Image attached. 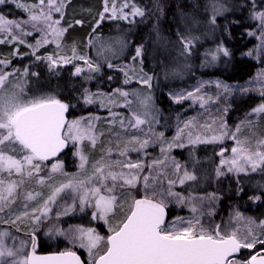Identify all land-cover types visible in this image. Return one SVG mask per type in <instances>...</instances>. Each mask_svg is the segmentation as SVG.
<instances>
[{"label":"snow or ice","instance_id":"obj_1","mask_svg":"<svg viewBox=\"0 0 264 264\" xmlns=\"http://www.w3.org/2000/svg\"><path fill=\"white\" fill-rule=\"evenodd\" d=\"M3 2L4 0H0V3ZM104 4V11L100 14L101 19L109 11H111V18H115L119 12L121 19H127V14L123 12V9L128 7L127 3L117 8L113 0L111 9L108 7V0H104ZM17 7L28 13V19L10 20L0 15V35L4 37L0 39V43L15 41L23 44L24 40L21 37L31 35L25 30L24 25H31L34 31L42 33L41 39L36 41L35 46L29 45L34 50L49 42V34L59 41L66 31L60 27L65 0H37L34 4L20 3L17 0ZM54 13H58L60 19H54ZM131 14L143 16L144 12L133 5ZM259 16L264 19V13H260ZM97 23L99 24V21ZM118 43L123 45L122 41ZM190 44V40L186 41L185 47L187 48ZM224 51L227 55V51ZM140 54L141 48H137L136 55ZM37 59L41 57L37 56ZM44 59L50 62V68L54 67L58 60L71 63L72 59H79L85 62L89 70L99 71V66H94L84 56L77 57L75 49L70 58L47 56ZM9 64H11L10 60L0 59V213H3L5 209L11 212L18 200V191L26 183L32 182L44 186L48 189V194L45 198L44 194L38 191L23 192L24 210L19 215H15L14 219L0 218V224L16 226L18 221L27 220L34 227H38L49 218L52 211L51 206L57 204L61 194L66 190H71L77 194L73 197V204L65 207L63 212H58L57 217L73 211L78 198L80 210L83 211L85 205L94 207L93 219L98 218L108 223L110 234L105 237L98 234L94 228L70 226L68 229H61L55 225L49 228L48 234L63 236L71 245L86 249L92 258L91 264H264V220L257 223L255 219L245 218L242 213L235 211L227 222L205 221L203 219L205 215L211 217L214 213L211 210L204 213L200 207L204 206L205 200L211 203L215 199L212 194L200 198V207L191 203L192 198H188L191 203V212L196 215L189 219L177 217L169 222L166 219L169 198H175L179 203L185 202L184 197L172 191V186L176 181L168 180L167 189L162 187L163 181L157 180L156 177H152L150 184L149 176H140L144 168L142 161L110 160L111 149L91 164V175L84 174L89 164V157L78 150L76 154L79 155V167L84 170L82 173L84 178L80 179L78 175H73L67 183L58 185L50 183L49 181L53 180V174L58 172L63 174V165L60 162L53 163L48 176L45 177L40 175L42 163L56 157L69 142L87 141L94 147L99 137L103 135V133L96 132L94 123L100 117L90 115L68 120L66 113L70 107L69 104L50 94L29 97L25 91V82L17 76L20 70H4ZM109 67L112 65L110 64ZM83 71L81 67L75 69L76 74ZM23 75H28L27 68L23 70ZM151 79V77H141V83L151 87ZM129 82L128 79L125 80L126 84ZM217 86H222L225 91L229 90L228 85L218 84ZM201 87L203 85L186 94L178 93L174 99L177 103L192 99L194 102L199 101L203 106L210 97L200 95ZM115 92L125 98L126 104L131 105V101L127 100L130 95L128 92L121 89H116ZM132 95L137 96L141 106L145 108L148 106L150 97L141 99L135 92ZM261 95L264 96V91ZM94 97L100 99L101 107H108L109 104L115 103L111 94L90 93L85 89L83 99L86 104L95 103ZM252 111L257 114L264 113V104ZM112 115L115 117L114 113ZM132 119L129 120L132 128H138L146 123L136 113H133ZM120 124L123 127L124 121L121 120ZM198 127L215 131L211 125L200 126L195 123V118H190L184 122L183 127H178L174 140L179 141L185 134V130H188L187 137L190 144L215 142L228 135L227 131L222 130L219 135H213L206 140H202L200 134H196L193 138V129ZM225 128L226 125L221 124V129ZM240 131L241 126L238 125L235 132L231 133V139L235 140L236 146L231 149V159L221 160V165L227 164V170L236 173L247 172L249 169L256 171L257 168L264 167V151L260 150L264 148V140H257L253 146L249 137L238 138L237 134ZM162 138L163 133H160L157 139ZM149 142L148 139L141 141L138 137L132 136L125 143L124 148L119 151V156L127 157L130 151L139 152L146 149ZM130 145L136 146L130 147ZM175 146L183 147L184 145L176 144ZM171 147L173 144L168 143L167 148ZM166 151L167 149L161 148L162 153ZM172 164L176 172H179L181 165L175 160H172ZM158 166H166L165 160H153L148 165L149 169ZM115 168L121 170L115 171L113 170ZM217 171L218 175L223 174L219 169ZM14 176L18 179H12ZM141 179L144 188V195L141 198L137 199L126 193V188H135ZM195 179L194 175L185 170L183 176L179 178V183L183 184L186 180ZM255 199L258 200L260 197H255ZM30 201L37 202L38 206L32 207L29 211L28 202ZM125 205H127L126 210ZM117 215H122L123 219L113 226L109 218H115ZM241 220H244L245 224L243 231L233 226V221L239 224ZM8 239L15 240V237L7 229L0 230V264H9V261L11 264H84L71 248L48 255H37L35 231L30 240L31 252L27 255H22L25 247L24 241L20 242L19 247H9ZM242 249L255 251L247 259H238V254Z\"/></svg>","mask_w":264,"mask_h":264},{"label":"rangeland","instance_id":"obj_2","mask_svg":"<svg viewBox=\"0 0 264 264\" xmlns=\"http://www.w3.org/2000/svg\"><path fill=\"white\" fill-rule=\"evenodd\" d=\"M17 5V0H10ZM20 3L25 4H34L37 3V0H18ZM113 0H108V7L111 9ZM115 3L117 8L120 5L116 0ZM104 0H101L99 4H96L95 0H65V7L63 9V19H61L60 27L66 29L63 36L59 41L55 40L50 34L48 36L49 42L42 44L38 48L29 47V45L35 46L36 41L41 39L42 33L39 31H34L31 25H24V28L27 32H30L31 35L22 36L24 43L19 42L12 43H0L1 46L5 45L10 49L0 52V59L3 60H12L16 58L21 60L24 58V65L19 68L16 64H9L5 71H11L12 69H19L20 72L17 76L25 82V91L29 97L31 96H40V95H53L52 92H46L41 89L40 84L42 83L41 78L39 77L38 72H35L36 69H31L28 72L27 76L23 75V70L28 67L35 68L39 63H46V68L50 75L53 78L57 75L62 78L69 76L71 80L74 78L78 79L80 86L75 92L74 101L71 103V108L75 110L73 116L69 117L68 120L78 119L80 117H88L90 115L100 117L99 120H96V132L103 133L99 137L97 144L93 147L91 143L84 141L82 143L69 142L68 151L61 158H55L51 161L42 163V171L40 175L47 177L49 170L53 163L60 162L63 165L62 173L60 172L53 174V180L49 181L50 183L60 184L67 183L68 179L72 178L73 175H78L80 179L84 178V174L91 175L92 168L91 164L99 160L102 155H104L108 149H111L110 160L117 159H131L133 162L142 161L144 164L143 171L140 173V176H149V183H152V177H156L157 180L163 181L168 177H172L176 183L172 186V191L177 192L174 186L180 185L179 178L183 176L185 170L190 174L194 175L192 170L184 169L181 167L179 172H176L172 160L178 163V161L173 158L172 151L175 148H186L194 149L197 144H212L213 145V154L217 158L214 165V171L218 172H229L228 165H221V160L231 159L232 152L231 149L236 146L235 140L231 139V133L235 132L238 125L241 126V131L238 133V138L243 139L244 137H249L252 141L253 146H255L257 140H264V113H253L249 112L244 118L237 121L232 127L226 124L224 120V111L229 105V101L232 99L234 94L239 95H248V94H257L261 96V92L264 91V65H261L257 68L255 73L245 79L242 82H233L226 81L216 76L199 78L196 81L180 85L177 87H169L166 89L167 97L173 101L176 94L178 93H187L194 91L195 88L201 87L200 95L205 96L210 99L206 104L201 106L199 101H193L192 99H186L179 103H184L189 109L186 113H181L179 119L172 126V128L165 134V130L160 128L158 123L157 109L155 105L154 94L151 91V87L146 84L141 83V77H151V74L142 70L139 62V57L137 55L130 56L128 59H124L126 45L121 34H106L100 35L95 34L87 36L84 39V42H75L74 40L68 39V34H71V28L77 26L80 23L77 21H82L83 19H88L87 21L93 22L96 24L101 19V13L104 11ZM22 9V8H21ZM25 13L24 18L18 20L28 19V13L22 9ZM264 13V9L256 12L254 14V26L249 30V34L254 38L255 43L253 46L247 48L241 52V55L258 60L262 50H264V19H262L259 14ZM111 16V11L104 14V17ZM54 19H60L58 13H54ZM12 20V19H10ZM19 34V33H17ZM4 37L0 35V39ZM10 39V38H9ZM122 41L123 45L118 43ZM59 44V47H58ZM73 49L76 51V56H84L87 60L91 61L92 64L99 66V71H91L88 69L87 65L83 60L72 59L71 63H64L62 61L57 62L54 67H49V61L44 59L47 56H52L53 58L58 57H72ZM37 56L41 59H37ZM33 57V58H31ZM28 58V60H27ZM135 58V59H134ZM112 67H109V65ZM76 67H81L84 69L83 72L76 74ZM102 67H107L108 69L117 70L120 72L121 76V85L120 87H114L111 90L101 88L95 85V77L99 75ZM62 71L60 74L59 72ZM67 71V72H66ZM35 73V75H32ZM127 73V75H126ZM50 77V76H49ZM152 78V77H151ZM15 80V78H12ZM128 79L130 82L125 83V80ZM152 86V79L150 81ZM228 85L229 90L225 91L224 88L218 87L217 85ZM38 88L41 91H37ZM85 89L90 93H104L111 94L115 103L109 104L108 107H101L100 99H96V102L93 104H86L84 102L83 96ZM116 89H121L122 91L128 92L130 95L127 97L128 101H131V105L125 103V98L121 97L118 93L115 92ZM43 90V91H42ZM138 93L139 98L150 97L148 106L145 108L139 104L137 96L132 95V93ZM54 96V95H53ZM264 104V101L259 105ZM258 105V106H259ZM257 106V107H258ZM115 114V117L112 114ZM133 113H136L141 116L146 123L140 125L138 128H132L129 124V120L132 119ZM190 118H195V123L200 126L211 125L215 131H209L204 127H198L193 129V138L196 134H200L202 140L209 139L213 135H219L220 131L225 130L228 132V135L222 140L215 142H202L196 144H190L188 142L187 131L179 141H175L174 137L176 136L178 127H183L184 122L188 121ZM124 121V126L121 127L120 121ZM243 122V124H242ZM250 122V123H249ZM134 123V119H132ZM221 124L226 125L225 129H221ZM230 127V128H229ZM160 133H163L162 139H157ZM136 136L139 140L148 139L149 145L146 149H143L139 152L130 151L127 157H120L119 151L122 150L125 146V143L132 137ZM168 143H172L173 147L170 149L167 148ZM176 144H183V147H177ZM136 145H130V147H135ZM167 149L165 153L161 152V148ZM80 150L89 157V164L86 166V173L82 174L84 170H81L79 155L77 151ZM264 151V148L260 149ZM223 153V155H221ZM167 157V159H165ZM165 160L166 166H158L154 169H149L148 165L151 164L153 160ZM181 166L182 164L179 163ZM259 169V168H257ZM115 171H120V168L113 169ZM250 170V169H249ZM248 170V171H249ZM125 171H127L125 169ZM159 173V175H157ZM234 176H238L242 173L229 172ZM12 179H18V177H12ZM110 183V182H109ZM119 183V182H118ZM164 189L168 187L162 185ZM38 191L44 194L45 198L48 194V189L44 186L36 185L35 183L29 182L24 185L22 189L18 191V200L16 204L13 205L11 212L8 209H5L3 213H0V218L4 220L14 219L15 215H19L23 211V199L22 193L25 191ZM126 193H129L131 196L136 197L139 195L142 197L144 195L143 181L137 183L135 188H126ZM150 192V190H149ZM178 193V192H177ZM77 196L76 193L71 192V190H66L65 193L61 194V197L58 198L57 204L52 205V211L49 214V218L44 220L38 227L27 220L18 221L17 225L14 226L20 231L23 232H33L37 234L39 228L43 225L46 226V230L43 233L44 240L52 242L53 239H61L67 248H76L82 250L84 253V259L87 264H91L92 258L89 256L88 251L77 246H73L69 241L58 235H49V228L59 227L61 229H68L70 226H83L84 228H94L98 234L101 236H108L110 233L108 231L109 224L105 223L101 219H93V212L95 208L90 205H85L83 211L80 210L79 200L77 198L75 202V208L73 211L69 212L67 215H60L57 217L58 212H63V209L68 205L73 204V197ZM200 200L196 201L195 199L191 200V203H195L200 207ZM29 211L32 207H36L37 202L30 201ZM191 203L189 200H185L184 203H179L175 198H169L168 204H171L175 208V213L167 219V221H174L177 217H184L186 219L192 218L194 213L191 212ZM127 205H125V210ZM200 210L204 213H207V206L204 204L203 207H200ZM119 211V210H118ZM235 211L242 213L243 217L248 218L249 216L242 209L232 207L228 210L227 214L224 216V219L220 222H227L230 218V215H234ZM211 217L205 215L203 219L205 221L211 220ZM110 222L114 226L115 223H118L123 219L122 215H117L115 218L110 217ZM257 223L260 220H264V217L255 219ZM99 223L102 226L103 232L96 227V223ZM214 222V221H213ZM233 226L240 228L242 231L245 227L244 220H241L239 224L233 221ZM7 229L11 232L10 229L0 226V230ZM15 237V240L8 239L7 244L9 247H19L20 242H25V247L22 255H27L30 239L24 235L11 234ZM259 245L257 246V249ZM64 250V249H63ZM247 251L245 254L238 255V259H247L255 250L242 249V251ZM9 264L11 262L9 261Z\"/></svg>","mask_w":264,"mask_h":264},{"label":"trees","instance_id":"obj_3","mask_svg":"<svg viewBox=\"0 0 264 264\" xmlns=\"http://www.w3.org/2000/svg\"><path fill=\"white\" fill-rule=\"evenodd\" d=\"M100 1L95 0L96 4ZM116 1L119 4L123 2L128 4V7L123 9L127 19H121L119 12L115 18L107 16L100 19L99 24L83 19L80 24L70 29L68 39L84 42L85 37H91L93 33L121 34L126 45L124 59L136 55V49L141 48V54L138 56L140 66L142 70L151 74V91L154 94L158 115L157 125L165 130V134L176 123L181 113L189 111L184 103L173 102L167 97V88L189 84L199 78L210 76L242 82L252 76L259 66L264 65V50L258 60L241 55L242 51L255 43L249 30L255 23L254 14L264 9V0ZM133 5L141 9L144 15H132ZM0 15L18 20L24 18L25 13L12 1L4 0L0 3ZM188 40L191 44L186 48L185 42ZM1 47L0 52L10 49L5 45ZM224 50L227 51V55ZM11 63H17L21 68L24 65V58L21 60L14 58ZM31 69L38 72L42 81L41 89L52 92L56 98L71 105L75 91L80 86L78 79L71 80L69 76L64 79L59 75L53 78L51 76L56 75L49 74L46 63H39L35 68L28 67V72ZM94 83L107 90L120 87V72L102 67ZM37 91L41 90L38 88ZM263 101L262 95L234 94L223 114L226 124L232 127ZM73 111L75 112L70 106L68 118L73 116ZM212 147V144H197L193 150L173 149V158L182 164V168L192 170L196 177L195 180H186L183 184L174 186L176 191L185 200L192 198L196 201L214 194L215 199L211 203L205 200L204 204L208 208L207 212L211 210L214 213L210 219L215 223H220L232 207L242 209L253 219L264 217V167L256 171L243 172L238 176L229 172L218 175V172L214 171L217 158ZM65 154L66 152L58 158ZM168 180L173 179L168 177L163 180L162 185L168 187ZM255 197L260 199L257 200ZM166 210L169 219L175 213V208L168 204ZM96 227L104 231L98 222ZM45 230L46 226L43 225L37 231V251L68 249L61 239H53L52 242L44 240ZM13 233L19 235L11 230V234ZM71 250L79 252L84 258L82 250L76 248ZM246 252L243 250L241 254Z\"/></svg>","mask_w":264,"mask_h":264},{"label":"water","instance_id":"obj_4","mask_svg":"<svg viewBox=\"0 0 264 264\" xmlns=\"http://www.w3.org/2000/svg\"><path fill=\"white\" fill-rule=\"evenodd\" d=\"M66 118L68 119V116H67V113H66ZM67 148H68V144L57 154V156L56 157H52V158H50L49 160H51V159H54V158H57V157H59L60 155H62L63 153H65L66 152V150H67ZM137 199H139V198H141V197H136ZM166 214H167V210H166ZM166 219H167V215H166ZM1 226H4V227H8V228H10L11 230H15V231H17L18 233H21L20 231H18V230H16V228L14 227V226H12V225H10V224H0ZM23 234H25L30 240H31V236H32V234H33V232H23ZM36 235V234H35ZM36 238H37V243H38V237H37V235H36ZM64 250H66V249H64ZM64 250H55V251H47V252H40V251H37L36 250V254L37 255H48V254H51V253H53V252H59V251H64ZM74 251V250H73ZM30 252H31V242L29 243V247H28V252H27V254H30ZM76 253H77V255L80 257V259L84 262V264H86L85 263V260H84V258L79 254V252H77V251H75ZM241 254V252L238 254V255H240Z\"/></svg>","mask_w":264,"mask_h":264}]
</instances>
